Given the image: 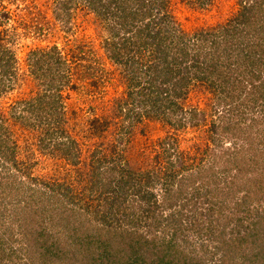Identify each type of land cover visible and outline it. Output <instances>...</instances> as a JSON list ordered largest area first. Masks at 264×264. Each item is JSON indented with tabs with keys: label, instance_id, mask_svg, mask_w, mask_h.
<instances>
[{
	"label": "trees",
	"instance_id": "trees-1",
	"mask_svg": "<svg viewBox=\"0 0 264 264\" xmlns=\"http://www.w3.org/2000/svg\"><path fill=\"white\" fill-rule=\"evenodd\" d=\"M81 1L109 27L108 36L102 40V49L115 67L125 70L126 80L125 97L121 101L119 97L113 100L114 107L108 102L109 106H103V115L88 117V123L87 120L82 124L78 121L71 126L70 117L73 112L75 115V108L66 110L61 98L69 82L73 89L78 88L74 79L70 81L71 75L82 73V64L75 59L76 54L62 52L56 44L35 47L23 57L24 66H19L18 56L9 47L6 29L0 30V96L24 86L26 76L37 84V90L29 95L21 93L23 96L9 104L6 112H0V137L4 133L10 135V126L5 125L8 120L26 126L32 144L42 153L76 166L77 178L84 182L89 198L74 203L68 186L59 180L49 183L33 174L35 162L24 164L14 158L16 145L8 138L5 145L0 142L1 160L7 163L0 166V173H3L0 197L17 204L24 200L27 218L16 225L23 235L29 236L26 255L32 257L30 252L39 250L40 239L45 237V240L50 239L39 251V258L42 257L46 264H205L203 257H191L177 240L184 232L181 233L180 212L175 206L182 197L183 182L192 183L197 177L184 171L188 169L189 172L195 166L185 165L177 151L178 163L171 161V144L167 142L170 139L159 143L167 159L161 168H147L144 163L131 166L124 153L134 145L129 139L132 126L144 117H161L172 127L181 125L182 115L175 120L173 115L187 110L177 99L182 96L181 89L190 82H206L211 87L216 84L218 90L221 87V91L226 92L223 100H228L236 113L241 112L239 115L243 114V108H238L244 102L241 92L247 93L244 100L257 94L263 102L264 0H238V9L227 22L199 29L191 36L181 32L177 25H168L169 20L162 11L165 0ZM199 1L203 5L209 2ZM2 9L0 26L10 19L8 10ZM190 46L194 53L189 51ZM144 49L147 53H143ZM86 69L92 70L88 74L95 84L104 77L94 66L87 64ZM79 75L74 76L82 78ZM142 80L146 83L139 85ZM187 111L190 117L197 114L194 106ZM226 112L222 110L218 115L220 122L227 117ZM121 116L120 122L125 124L119 130H110ZM229 125L228 122L227 127H232ZM227 127L223 126L221 131H226ZM233 128L239 130L232 140L231 151L242 155L244 147L240 135L246 132V127L239 126V118H236ZM249 135L243 136L248 143L252 141ZM108 136L114 138L109 140ZM257 147L249 149L253 157L242 158L235 166V174L226 181L233 183L243 173L252 177L249 165L257 162ZM145 151L146 144H143L140 152L144 154ZM221 156L224 157V153ZM231 156L229 160L239 159L238 155ZM208 176L210 173H202L201 179ZM216 182V174L211 171V187ZM203 184L208 183L204 181ZM6 187L9 190L5 191ZM193 190L200 194L198 187ZM261 211L259 217L256 213L259 221L253 228L231 237L232 243H242L259 234V250L251 248L247 253L245 248H239L242 245L234 246L237 249L225 246L220 264H264L263 232H258L264 223V208ZM38 214L42 215L45 225L57 218L59 227L54 232H46L38 223L28 225ZM2 216L4 212L0 210V264L8 245V240L3 238L2 227L6 221ZM139 226L145 229L140 232ZM167 229L171 232L168 238ZM22 264H26V260Z\"/></svg>",
	"mask_w": 264,
	"mask_h": 264
},
{
	"label": "rangeland",
	"instance_id": "rangeland-1",
	"mask_svg": "<svg viewBox=\"0 0 264 264\" xmlns=\"http://www.w3.org/2000/svg\"><path fill=\"white\" fill-rule=\"evenodd\" d=\"M81 2V0H0V10L5 8L10 13L9 21L1 25L0 30L6 29L9 47L18 56L19 66H24L23 57L29 49L51 44H56L62 52L68 51L69 55L75 53V59L80 60L81 75L73 74L70 78L71 82L74 79L78 88L73 89L69 82L62 90L61 97L66 110L75 108V115L73 112L70 117L71 126L73 123L78 124V121L82 124V121L85 123L87 120L88 123V117L103 115L104 105L109 106L108 102H110L112 107L113 100L117 101L116 98L119 97L121 101L125 97L126 86L125 70L115 67L102 49V40L108 36L109 27ZM165 3L162 11L169 20L168 25H177L178 29L188 36L199 29L204 30L215 24L227 22L238 9V0H209L204 5L199 0H165ZM163 27L166 28L164 25ZM190 48L192 49L191 46ZM190 48L189 51L194 53V49ZM144 52L147 53V49H144ZM87 64L96 67L97 72L104 76L97 84L92 82L88 74L92 70L86 69ZM74 75L82 78L77 79L78 76ZM26 80L24 86H18L17 89L7 91L0 96L2 114L7 111L9 104L23 96L21 93L25 92L29 95L37 90L35 81L30 80L29 76H26ZM143 83H146L145 80L140 81L139 85ZM208 84L199 81L198 83L190 82L181 89L182 96L177 99L178 102L187 110L194 106L197 114L190 117L187 110L177 112L173 115V119L182 115L180 126L172 127L163 118L157 116L138 120L129 134V139H132L134 145L132 144L129 152L124 154L131 166H141L144 163L147 168H161L167 159L163 156L159 143L160 140L170 139L166 141L171 144L169 147L172 153L171 161L178 163L176 159L178 152L181 153L185 165L192 163L195 166L191 167L189 172L188 169L184 171L187 174L193 173L197 177L192 183L183 182L182 197L175 206L177 212H180L181 233L184 232L177 240L183 244V250L189 252L191 257H203L205 264H220V257L225 246L237 249L234 246L242 245L239 248H245L244 252L250 253L251 248L259 250L261 244L259 234L249 242L245 240L242 243H232L231 237L253 228L256 221H259L258 217L264 208V117H260V114L264 115V100L262 102L257 94L256 96L252 94L254 98L244 100L247 93L241 92L240 96L244 102L240 103L238 108H243V114L239 115L241 112L236 113V110L231 109L230 102L223 100L226 92L221 91V87L218 90L219 87L216 84L213 87ZM218 101L220 104H217ZM235 102L237 104V101ZM228 107L231 111L227 110ZM222 110L227 111V117L220 122L218 115ZM236 118H239V126L246 127V132L242 131L240 135L244 147L242 155L241 152L232 154L231 151L234 146L232 140L236 138L239 130L233 128ZM117 119L110 130L114 128L119 130L125 124L120 122L122 116ZM228 122L232 127H227ZM5 125L10 126L8 132L10 135L2 134L0 142L4 143L8 138L10 143H15L17 153L14 158L22 160L24 164L28 161L35 162L33 174L42 176L49 183L59 180L60 183L68 186L71 189L68 193L72 196L74 203L89 199L84 191V182L77 178L76 166L65 164L62 159L51 158L42 153L35 144H32L33 140L26 126L14 124L11 120H8ZM223 126L227 127L226 131H221ZM36 132L38 133L37 130ZM247 134H250L248 139H252L250 143L243 139V136ZM212 137L220 138L217 140L219 143ZM113 138L114 136H108L109 140ZM237 142L239 144V141ZM143 144H146L144 154L140 152ZM8 145L6 148H9ZM256 145L259 150L255 151L259 154L257 162L249 165V173L252 177H246L248 173H243L242 176H237L233 183L226 181L235 174L237 171L235 166L242 158L253 157L249 149ZM221 153H224V157ZM231 155H238L236 158L239 159L229 160ZM1 164L7 165L6 160H1L0 153V166ZM211 171L217 177V182L212 184V187ZM202 173H210V176L203 177L204 180H202ZM2 175L3 173H0V176ZM245 178L250 179L251 182ZM204 181L208 184H203ZM215 185L217 187H214ZM194 187H198L200 194H195ZM4 190L9 189L6 187ZM6 198L0 197V210L4 212L2 217L6 221L2 227L4 228L3 238L8 240L1 264H22L25 260L26 264H46L42 257L39 258V251L50 238L45 240V237H41L39 250L31 251L32 257L28 255V258L26 249L29 243L26 240L29 236L23 235L16 225L17 222L27 218L24 200L17 204L14 201H5ZM39 219L42 220L40 214L35 216L28 225L36 226L38 223L47 230L46 232H54V229L59 227L57 218L53 223L46 225ZM4 226H7V229ZM261 227L258 232H263L262 242H264V223ZM144 229V226H139L138 231L142 232ZM168 230L167 238L171 236ZM158 231L155 232L158 233Z\"/></svg>",
	"mask_w": 264,
	"mask_h": 264
}]
</instances>
